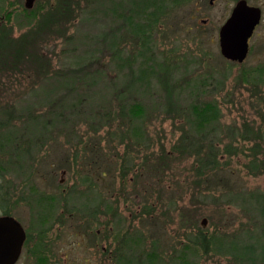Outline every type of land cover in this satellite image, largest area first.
I'll return each mask as SVG.
<instances>
[{
    "label": "rangeland",
    "instance_id": "obj_1",
    "mask_svg": "<svg viewBox=\"0 0 264 264\" xmlns=\"http://www.w3.org/2000/svg\"><path fill=\"white\" fill-rule=\"evenodd\" d=\"M110 1L36 0L25 8L24 0H0V51L10 58L0 59V213L17 220L26 236L16 264H148L149 257L159 261L161 256L163 264H237L231 256L201 248L196 257L180 250L192 244L198 228L208 237L226 238L264 226L255 210L226 196L264 194V168L253 173L248 165L254 152L264 159V139L251 135L264 133V73H259L264 36L252 37L247 57L233 63L221 55L218 43L219 26L233 0H186L169 7L146 37L150 59L161 60L149 66L160 78L158 86L119 99L115 93L137 82L134 74L115 78L124 71L112 65V50L101 43L91 64L83 67L84 58L78 57V65L70 64V55L85 48L84 35L96 33L102 40L105 30L117 24L100 11ZM49 15L53 20L44 27ZM127 28L124 24L116 31L122 55L137 71L145 60L139 56L142 38ZM258 29L264 31V22ZM105 38L108 42L114 35ZM88 69L103 72L90 89L107 98L92 106V117L82 111L90 109L83 99L80 112L53 126L57 100L62 106L78 93L64 96V89H51L88 82ZM173 81L198 86L193 94L185 91L179 108L161 105L166 101L161 95L170 96L168 87L175 92ZM74 88L80 94L89 90ZM192 100L215 101L221 109L218 167L209 164L202 173L209 143L193 137L182 109ZM126 101L143 108L140 119L122 114ZM35 118L47 127L37 130ZM7 135L14 138L9 144ZM89 196L98 197V204H79Z\"/></svg>",
    "mask_w": 264,
    "mask_h": 264
},
{
    "label": "trees",
    "instance_id": "obj_2",
    "mask_svg": "<svg viewBox=\"0 0 264 264\" xmlns=\"http://www.w3.org/2000/svg\"><path fill=\"white\" fill-rule=\"evenodd\" d=\"M184 1L186 0H111L110 2L112 3L103 6L100 11H102L103 13L102 16L104 18H110L112 19L113 23L116 22L117 24H115V26L112 25L110 28L105 30L103 34L104 38L102 40H100L99 38L100 35L96 33L90 34L87 37L84 35L83 37L86 40V43H84L85 48L82 50V52L70 55V57H73L72 60L70 61V64L74 63L72 67L75 66V64L78 65L79 62H77L76 60V57H78L81 59L84 58L83 67L88 66L96 59L95 54L98 52L97 47H99V44L102 43L104 47L112 50V59H111L112 65L117 66L119 70L124 71L123 73H118V75L115 78L118 77L130 78V76L134 74L135 81L137 82L133 84V87L131 89L127 88L124 90H120L117 93H115V95L119 97V99H122L125 96L132 95L133 93H137L140 95L149 93L150 86L152 87L158 86L157 82L160 81V78L157 76V74L155 75L154 73L155 71L150 69L149 66L155 65L158 62H161V60L157 61L156 59H154L156 60V62H154V60L150 59L149 51H150L151 42L150 39L146 37L149 36L151 25L154 22L158 21L162 13L168 10L169 7L179 5ZM62 8L64 9L63 5ZM61 11L62 9L60 10V12ZM93 11L94 10L92 9V12ZM52 20H53L52 17L49 15L45 20V24L47 26L45 25L43 26L48 27L49 23ZM121 23H123V25L124 24L127 25L128 27L127 31L130 32L133 36L142 38L143 45H142V50L139 52V56L141 57L143 56V59L145 60H142L143 61L142 63L144 65H139L137 71L131 68L132 61L128 62L127 60L128 58H124V56L122 55L123 51L120 48L121 37L118 31H116L117 29L123 26L120 25ZM107 33L108 34L111 33V35H114V38H110L108 42L107 39L105 38ZM2 58H5L7 62L10 61L9 53L0 51V59ZM232 62L239 63L237 61H232ZM259 69H261L259 70V73H264L263 68H259ZM145 72L148 73L147 76L143 75V73ZM85 73L89 75L90 80H88V82H84L83 84H80V86H77L75 84H69V85L65 84L62 86L53 87L51 89V91L53 92H57V91L60 92L61 89H64L65 91L62 92L64 96L69 95L73 92L78 93L76 96L71 97V99H69L68 102L63 103L62 106L58 104L60 100L59 99L57 100V103H55L54 109L52 111L53 116L51 117V121H50L53 124V126H57L60 123H62L63 119H65L66 122L69 117V114H72L75 111L80 112V108L78 109V107H80L79 104L83 99L85 100L86 106H88L90 109L86 110L83 108L82 111L85 114H89L87 115L88 117H92V115H94V113L96 112L95 111L96 109H92V106L97 104L100 100L104 101L107 98L103 95H99L98 94L99 91H96L94 87L92 88V90L90 89V86L92 87L96 85V83L100 82V80H102L103 72L101 70L97 71V70L88 69L87 71H85ZM47 78L51 79V77L49 76H47ZM115 78L113 77L111 80ZM102 85L105 87V83ZM170 85L173 87L175 92L172 93V91H170V88L168 87L167 91L171 92L170 96L162 97L161 95V99L163 98V100H165L166 98V101L162 100L163 103L161 105L163 104L167 106L172 105L173 107H177V108H179L180 98L184 97L183 95L185 91L187 93V90L190 89L191 90L190 93L193 94L194 90L198 87L197 84L194 82L187 83L185 86H183V85H179L178 83L175 85L173 81V83ZM85 86H88L89 90L86 92L84 90H81L84 92V94H80L79 93L80 91L79 90L77 91V89L74 88V87H79L86 89ZM193 97L194 96H191L192 99H195ZM47 100L48 99H44L43 101H47ZM47 102L53 103L50 101ZM125 104H127V107H125V109L122 110V114H124L127 111V114H129L131 118L139 117L138 119H140L142 117L144 112L143 108L139 106L137 107L136 103L131 104V102L129 101L124 102V105ZM182 109L185 114L184 119L187 122V126H189L191 130H193L191 132L193 137H196L197 140L207 139L209 143L207 150L210 156L209 163L204 161L203 165L199 166L201 167L199 168V173H202V171H204L203 168L205 166L208 167L209 164H212L211 165L212 169H214V167H218V164L215 161L216 153H217V150L215 149L216 148L215 145L217 143L215 142H217V139L218 137H220L221 132L224 133V131H221L222 123L220 122V116H221L220 106L215 101L201 103V102H197V100H192L186 106H182ZM34 121H35L34 123L36 124L35 128L37 130L42 129L41 126L47 127L48 125L45 122L36 121V118L34 119ZM140 126H141L140 122L138 121L137 124H135V126L132 127L131 133L136 135L139 132ZM254 132L255 133L251 134L253 136V139H257L258 141L264 139V133H261L262 131L260 132L254 131ZM233 133L234 131L231 132V134ZM247 134L249 133L245 132L242 134V136L244 138H248L250 135L247 136ZM13 140L14 138H11V136L9 135L6 136V144L11 143ZM257 144H259V142ZM0 146H2V144H0ZM197 149L199 148L194 147L195 151H197ZM253 157L254 158L251 159L250 164L248 165L250 169H253V173H254L259 171L260 168L261 169L264 168V159L259 160L258 158H256L255 152ZM201 169L202 171H200ZM11 170L13 169L11 168ZM241 195L245 196L247 201H243V198L241 199ZM226 196L230 201L238 200L239 201L238 204L240 206L241 205L245 206L246 209L251 212L255 210L256 211L255 213H257L260 217H262V220H264L263 193L259 191H250L249 194H245L244 192L242 194H240L239 192H229L226 194ZM97 199L98 197L93 198V196H89L85 201L83 202L80 201L79 204L82 205L83 207L94 206L95 204H98L99 200L94 203V200ZM69 200L74 201L70 197ZM41 205L44 209L48 210L47 207L48 205L45 204L44 200H42ZM201 230L202 229L198 228L197 230L198 232L196 233V235L191 236L189 240V242H191L192 244H189L188 246H184L185 249L180 251L187 252L186 253L187 255L190 253L196 257L197 255L201 254L200 252V248H201L204 253H208L209 251H212L214 253H218L221 255L231 256L233 259H235L237 264H264V226H258L254 229H249L247 232H243V235L241 233H237L233 236L230 235L226 238H221L220 236H215V235L208 237ZM134 239L136 238L130 237V241ZM178 261L179 262H175L173 260L171 264H186V262H182L181 260ZM156 262L163 264L164 262L163 257L161 256V260L159 261H157L156 258L154 259V257L153 258L149 257L147 259L148 264H156Z\"/></svg>",
    "mask_w": 264,
    "mask_h": 264
},
{
    "label": "water",
    "instance_id": "obj_3",
    "mask_svg": "<svg viewBox=\"0 0 264 264\" xmlns=\"http://www.w3.org/2000/svg\"><path fill=\"white\" fill-rule=\"evenodd\" d=\"M33 1L24 0V4L31 7ZM258 19L257 8L248 5L245 0L235 3L230 16L218 29L219 50L223 57L243 61L248 51V38ZM24 236L23 228L13 217L0 216V264H13L16 261Z\"/></svg>",
    "mask_w": 264,
    "mask_h": 264
},
{
    "label": "flooded vegetation",
    "instance_id": "obj_4",
    "mask_svg": "<svg viewBox=\"0 0 264 264\" xmlns=\"http://www.w3.org/2000/svg\"><path fill=\"white\" fill-rule=\"evenodd\" d=\"M233 1H234L233 2V5L231 6V8H230L228 14L226 15V17L224 18V20H226L230 16L231 11H232V8L234 7L235 3L238 0H233ZM245 1H246V3L248 5L257 8L258 9V12H259L258 22L256 23V25H255V27H254V29H253V31H252L251 35L249 36V39H248L249 42H250V39L252 37H254L255 35L256 36H258V35L264 36V31L263 32L262 31L260 32V30L258 29V27L264 22V0H253V1H251V0H245ZM35 2H36V0H34V3ZM34 3H33V5H34ZM249 46H250V44H249ZM0 215H2V216H9V214H5V213H0ZM25 240H26V236H25V239L22 242L20 254H19V256H18V258H17V260L15 261L14 264H16L21 259V257H23L22 255H23V251H24V247H25Z\"/></svg>",
    "mask_w": 264,
    "mask_h": 264
}]
</instances>
